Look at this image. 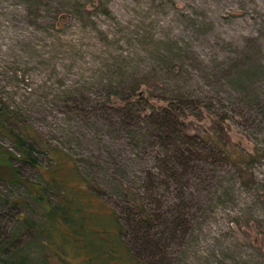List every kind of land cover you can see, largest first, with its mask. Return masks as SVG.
I'll return each instance as SVG.
<instances>
[{
  "label": "rangeland",
  "instance_id": "obj_1",
  "mask_svg": "<svg viewBox=\"0 0 264 264\" xmlns=\"http://www.w3.org/2000/svg\"><path fill=\"white\" fill-rule=\"evenodd\" d=\"M125 67L135 78L151 68L140 88L153 106L165 104L161 87L205 96L210 105L185 118L187 130L212 135L213 112L224 114V148L231 160L245 155L243 173L225 161L204 188L195 181L178 192L169 182L166 191H146L142 168L157 175L149 154L137 160L127 138L90 109L95 100L120 102L108 92ZM181 68L190 76L167 74ZM17 126L77 163L83 179L71 182L72 206L79 192L90 201L70 223L77 236L83 224L86 242L45 218L43 203L60 188L11 158L21 176L41 184L43 200L0 177L1 264H95L84 256L98 232H109L111 220L95 218L102 205L119 217L134 264H264V0H0V147L12 153L4 130ZM38 158L41 171L49 167L45 154ZM57 173L64 178L63 168ZM129 183L152 214L148 224L127 208L121 188Z\"/></svg>",
  "mask_w": 264,
  "mask_h": 264
},
{
  "label": "trees",
  "instance_id": "obj_2",
  "mask_svg": "<svg viewBox=\"0 0 264 264\" xmlns=\"http://www.w3.org/2000/svg\"><path fill=\"white\" fill-rule=\"evenodd\" d=\"M119 66L121 63L117 64V67ZM125 70L122 74L126 73V76L122 80L109 85L108 94L116 96L120 102L117 103L113 100L111 105H104V103L95 100L90 109L93 117L108 125L115 137L122 135L127 138L128 143L133 146L137 160L149 154V164L155 167L159 177L154 175L155 172L151 168H142L146 180L143 185L146 186V191L152 192L161 188L166 191L169 182L176 187L178 192L184 186L191 182L195 183V181H197L196 183L204 182V188L212 178L215 167L220 166L225 161L231 165L233 171L243 173L244 168L240 166V161L243 163L245 155L239 154V157L234 155L236 160H231L230 150L227 151L224 148L225 141L222 138L225 137V133L220 123L224 119V114L220 115L221 113L213 112L215 120L213 121L212 135L206 131L191 133L187 130L189 122L185 123V118L188 115L200 118L201 110L198 108V104L201 103L205 108L210 105L206 102L205 96L191 94L185 85L172 90L161 87L160 90H163L165 94L162 96L160 91L158 95H161L159 98L165 101V104L153 106L145 97V91L140 88V86L147 84V78L153 75L152 71H149L151 68L139 73L140 76L137 78H135L136 72H129L126 67ZM167 74L176 77L181 76V74L190 76L187 68L171 69ZM154 87L156 88L158 85L154 84ZM77 108L80 109V113H86L83 107L77 106ZM4 133L12 142L15 152L12 153L0 147V170L3 171V174L0 175L1 179L20 184L35 200L40 201L43 200V194L40 192L41 184L21 176L17 168L9 162V159L14 158L38 168L49 185L60 188V193L54 194L59 197L53 203L48 200L44 203L41 201L45 208L44 213L47 222L52 226L62 223L68 227L67 230L72 229L68 232L65 230V233L74 236L75 239L72 241L86 242V240L79 239L84 236V233L82 235L83 224L80 221L81 224H76L80 230L78 233L81 234L77 236L76 229L70 223V214L73 213V210L78 207L82 213L80 208L86 207L90 201L87 195H83V200H79L77 195L80 192L77 189L76 192L79 193L76 195V205L75 207L72 206V203L74 205V184L71 182L74 179L76 182L83 179V174L77 163L75 164L67 155L64 157V154L62 155L54 146L43 145L36 132L27 126H17L16 131L8 128L4 130ZM39 153L45 154L49 160V167L41 168L43 171L39 167ZM206 164H209L210 168H207ZM60 168H63V173L60 175L64 177L63 179L58 178L57 172ZM79 184L76 183V186ZM65 187L66 192L62 189ZM92 188L94 192L100 191L95 186ZM133 188L131 183L127 184L125 188H121L123 197L128 201L127 208L139 213L137 222L148 224L152 214L149 210L150 213L146 211L145 205L139 201L140 197L133 192ZM94 195L96 194H91L90 197L96 198ZM147 203L149 204V201ZM100 208V211H95V218L97 221L98 219L109 218L111 220L109 232L101 230L97 233L93 239L97 240L95 250L90 256H84V258L88 261H94L95 264H134L129 255V248L123 241L124 231L119 217L112 212L113 210L110 212L105 210L104 205ZM76 213L79 219L83 221V214ZM178 226L183 227L177 224ZM40 230H42V226H40ZM76 236L78 240H76Z\"/></svg>",
  "mask_w": 264,
  "mask_h": 264
}]
</instances>
